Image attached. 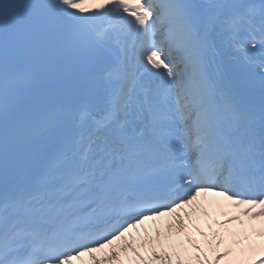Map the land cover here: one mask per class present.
<instances>
[{"label":"snow or ice","instance_id":"6c2138e0","mask_svg":"<svg viewBox=\"0 0 264 264\" xmlns=\"http://www.w3.org/2000/svg\"><path fill=\"white\" fill-rule=\"evenodd\" d=\"M258 47L264 0H0V264H264Z\"/></svg>","mask_w":264,"mask_h":264},{"label":"rangeland","instance_id":"374dc122","mask_svg":"<svg viewBox=\"0 0 264 264\" xmlns=\"http://www.w3.org/2000/svg\"><path fill=\"white\" fill-rule=\"evenodd\" d=\"M87 7H89V8H91V7H93V5H91V4H89V5H87ZM130 40H132V38L130 37L129 38V41ZM129 43H131V42H129ZM249 51H252L251 49L249 50ZM254 53H256L257 55L259 54V53H261V55L262 56H258L257 58H260V57H262V59L264 60V48H260V47H258V48H256V49H254ZM248 54H249V52L247 53V57H245L243 54H241L240 56H239V58H237L236 57V60L238 61V62H240V63H242V62H246L247 61V58H249V56H248ZM252 60V59H251ZM253 61V63H252V65L253 66H255L256 65V62H255V60H252ZM262 62H264V61H262ZM256 67V71H255V73L258 75L259 74V72L261 71V67H257V66H255ZM213 194H207V196L206 197H204V198H200V200L201 201H207V200H211V196H212ZM211 197V198H210ZM219 203V202H218ZM221 204V203H220ZM187 211H190V212H193L194 213V215H197V216H199V218H200V221L202 220V226L205 228V230L206 231H211V229H208L207 228V225H206V223H205V217L203 216V213L202 212H197V211H195V209H194V207L193 206H187ZM214 215L215 216H217L219 219H223L224 217L222 216V215H220L219 214V212L218 211H214ZM161 219V217L160 218H157L156 220H160ZM244 220H248V218L246 217V219H244ZM155 220H148V221H145V224H143V227L142 228H144L143 229V232L142 233H138V234H134V232H130V233H128V234H126L128 237H133V236H135V237H137V241L139 240V237L140 236H143V234H144V232H145V228H147V224L148 223H152V222H154ZM230 227H232V228H239L240 227V223L239 222H235L233 225H231ZM154 229L155 228H152V229H149V230H152V231H154ZM194 235H196L197 236V238L198 239H201V241L203 242V238L202 237H200L199 236V233H195L194 232ZM227 237H228V234L227 233H225V238H226V243L224 244V245H220L219 247L221 248V249H223V248H225V247H227L228 246V239H227ZM123 243V241H117L116 242V244H122ZM139 243V242H138ZM190 247V246H189ZM232 247L234 248V249H238V247L239 246H237V245H232ZM204 248H205V251L207 252V254H208V256L210 257L211 256V252H212V249L209 247V245L207 244V243H205L204 244ZM107 251V249H100V250H97V252L95 253L96 255H98V256H100L101 257V261H104V263H101V264H106L105 263V261H106V259H105V257H104V254H105V252ZM141 251L142 252H147L144 248H141ZM146 255H148V253L146 254ZM90 258H91V254H90ZM223 258V257H222ZM222 258H220V263H221V260H222ZM124 259H125V261H128V263L129 264H138V262L136 261V258L131 254V253H129V255L128 256H125L124 257ZM93 262V261H92ZM92 264H94V262L92 263ZM192 264H198V262H196L195 260H193V262H192Z\"/></svg>","mask_w":264,"mask_h":264},{"label":"bare ground","instance_id":"6f19581e","mask_svg":"<svg viewBox=\"0 0 264 264\" xmlns=\"http://www.w3.org/2000/svg\"><path fill=\"white\" fill-rule=\"evenodd\" d=\"M252 52H254V51L253 50L252 51H249V55L250 56H253ZM251 68H252L253 71L256 70L255 69V66H251ZM202 195H204V194H202ZM212 197L213 198L211 200H207V201H213V200H220L221 201V200L224 199L222 197H217V196H214V195ZM195 216H197V215H195ZM169 219H170V217L165 216L163 220H160L158 223H155L152 228H156L157 226H160V225L165 224ZM137 242H139V240ZM145 254H147V252ZM86 257H87V255L86 256H83L82 258L85 259ZM101 263H104V261H101ZM105 263L108 264V261L106 260ZM73 264H80V263L77 262V258H75L73 260ZM125 264H129L128 261H125Z\"/></svg>","mask_w":264,"mask_h":264}]
</instances>
